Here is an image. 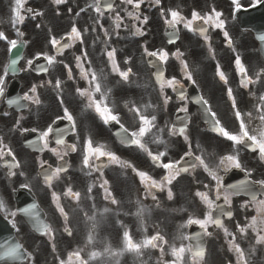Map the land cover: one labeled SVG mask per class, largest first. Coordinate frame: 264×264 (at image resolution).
<instances>
[{
    "label": "snow or ice",
    "instance_id": "6c2138e0",
    "mask_svg": "<svg viewBox=\"0 0 264 264\" xmlns=\"http://www.w3.org/2000/svg\"><path fill=\"white\" fill-rule=\"evenodd\" d=\"M57 5L64 3L65 0H53ZM123 3L127 5H132L134 9H139L143 0H122ZM261 0H254L255 3H260ZM26 0H14V7L12 8L13 26L23 23L25 17L22 15L23 11L31 13L33 10L24 8ZM155 5H160L161 0H153ZM232 4L237 10L241 8L240 0H232ZM254 6V5H253ZM93 8L96 13L100 16L104 15V12L101 8V0H95L94 4L89 5ZM105 7L109 11H114L111 3H106ZM83 11V9H81ZM170 13L171 19L167 20V23L170 27H176L177 24L183 23L184 27L189 31L193 30V23L195 21L202 20L205 24L210 25L215 29L223 30L225 28V22L221 18L222 13L212 9L211 14H206L201 16L196 11L192 12V19L186 20L183 15L177 10H168ZM164 12H161L163 15ZM36 15H41V13H36ZM128 15L134 19L139 20V16H135L133 12H129ZM117 23L115 28L119 29L121 27V17L119 14L115 15ZM144 22H147V17H144ZM201 33H205V29H200ZM105 35H108V31L105 30ZM136 34L143 35L139 29L136 30ZM24 33L19 29L16 30L17 39H9L3 31H0V40H5L8 42V51L11 52L12 49H15L18 45V38L23 37ZM225 39L228 41L229 46H231V39L227 31L223 32ZM208 39L207 35L204 37ZM69 39L79 41L83 43L82 32L75 25L71 27L69 33ZM259 41L264 44V34H261L258 37ZM172 41H170L171 43ZM51 44L53 47L59 45L63 47L64 45L55 38H52ZM57 52L59 48L57 47ZM144 52L147 56L157 57L160 61H166L169 57L167 51H148L145 47ZM177 57L182 56L183 54L177 50L174 53ZM106 56V59L103 57ZM101 66L99 68H93L92 61L89 59V53L83 51L81 55L75 57V68L79 70L78 76L79 80L86 82V86H78L75 88V92L78 96L85 102L84 108L91 110L99 117V119L104 124H110L115 122L120 125V132L116 135L120 137V142L125 145H135L137 148L143 150L147 153L150 159L157 164L161 169L165 170V174L159 179H153L147 172L137 170L133 165L128 161L121 160L114 152L106 150L104 144L94 143V140L91 136H83L82 134H77V122L73 114L69 111L67 107L63 109V115L58 116L56 119L67 120L72 125L71 131L73 135L77 137L80 142L79 151L82 156V170H87L85 175L92 176L94 173H99L97 179H101L104 175L102 171V166L98 165L96 161H99L101 158H107L109 164H118L124 169L131 168L132 171L139 177L140 183L144 187V191L147 194V197H151L153 201H157L158 197L157 192L164 193L166 191L167 199L173 200L174 193L170 185L180 177L182 174L194 173L195 170L199 167L202 168L204 172L207 173L209 177L215 184V198H209L208 194L203 191H196L195 196L199 197L202 202L207 207V212L203 214V218H193L191 214L188 215L186 223H180L177 225L176 232L177 235L174 238L172 243L169 242L165 236L157 230L154 234L148 235V229L145 227L146 214L148 213V208L141 203L138 199L136 201L137 211L133 213L137 219L139 228L138 231H142L143 236L141 239H134V234L130 231L129 227L123 224L122 221H117L120 224L123 231L120 237V243L118 246H113V243L107 237L100 236V230L107 220L108 216L114 212V209L107 206L102 209L97 206L96 197L93 195L94 188L97 187L96 183L89 184L82 193L80 191H74L71 186H68L63 195L65 197L71 198L76 201L77 208L74 211H79L84 218V222L88 226V231L86 234V241L82 247H78L77 250L70 251L67 253L66 259L60 258L59 255L56 256L58 264H120V258L126 253L132 254L134 260H139L140 264H147V261H144L142 257L145 254V250H156L160 252V257L157 259L156 264H203L205 258V246L201 245L199 242L200 234L197 233L195 237L189 236L184 233V229L190 225H199V227L204 231L205 235H211L208 231L210 226H215L216 228L223 229L224 235L231 237V242L229 245V251L235 254V264H249V260L245 256L244 249L240 246L239 243H236V235L233 232H230L228 228L222 222L221 217H228L231 219L233 217L232 211H225L224 208L220 207L215 203L216 200L221 199L223 196L225 204H231L232 197L244 195L249 199L246 200L242 207L247 211L251 208L254 214L247 219V223L244 225L237 224L236 229L242 237H247L249 232L253 234L254 244L255 245H264V192L260 195L257 194L256 186L259 185L261 189H264V179L261 180H251L244 179L239 183L230 185V191H226L221 184L220 172H228L233 168L241 169L242 165L239 159L238 154H226L219 157L218 165L216 168L210 167L209 163L201 155H194L192 150L193 145L192 141L188 135V125L184 124L182 127L177 128L173 125L171 128H168L169 136H180L183 137V141L187 146V150L184 152V156H187L193 159V163L190 167L181 166L179 160H168L163 162L162 158L167 156V151H161L157 154H153L147 146L143 143V138L149 134L153 133L155 129L156 133L163 135L165 129L159 128L157 126V115H149V110L155 111V105L150 102L144 103L142 106H138L135 101H125L124 107L128 109L136 118H138L137 130L129 132V129L124 127L120 122V115L114 111L113 107L109 106V97L112 93V88L110 86L109 77L110 74L118 75L120 80L124 83H128L133 73L131 67L122 68L120 63L117 62V50L115 48L108 49L105 45L104 50L101 52ZM45 59L49 64L56 63V58L53 56H45ZM17 61L12 60L9 67L15 69ZM32 61H28V64L31 65ZM62 63V62H61ZM124 65L129 64V60L125 59L123 61ZM88 65L87 67L85 65ZM67 69V79L73 80V69L68 67L67 64L64 65ZM110 69V71H106ZM235 69L240 76V86L244 89L249 90V95L254 99V104L251 109L246 111H241L238 107L237 99L233 94L232 88L227 89V98L231 102V109L234 120L238 122V131L232 132L225 125H223L220 119L217 118V113L212 110L209 102L204 99L203 96L199 97L196 100V103L202 104L204 106V111L211 117L212 120V131L216 133L218 137H222L225 141L231 142L234 146H246L251 148L253 152L258 153L259 159L264 161V91L257 89L253 91V86H258L264 81V69L259 70L255 75H249L248 69L245 67L244 63L239 56L235 58ZM47 71V69H44ZM182 71L186 79L191 80L192 83H195V80L192 77V74L188 71V65L183 64ZM7 73H5L6 75ZM216 74L219 76V79L225 84L228 83V78L225 73L220 69L219 65L216 68ZM156 79L159 83V92L163 95V104L167 105L171 99L167 94H165V88L176 89L179 86V81L176 77L166 79L163 72L156 73ZM47 86H52L55 90L62 89V81L57 78L53 82L49 80L46 82ZM4 78L0 76V96L4 95ZM45 84L33 85L30 87L29 92L24 93L22 96L17 97L16 99L8 100L9 105H17L20 107H26L27 105H21V101H27L32 104L39 105L41 100L39 98L38 88L45 87ZM31 93V95L29 94ZM180 99L183 101L187 99L183 92L180 93ZM61 103L63 101L61 100ZM181 112H188V107L183 106L179 108ZM255 112V115H254ZM7 115V113H5ZM17 125L20 123L19 120L16 121ZM53 131L51 125L48 126L47 130L44 131L41 135V140L43 141V147L48 148V137L49 134ZM67 130H60L59 135L55 138V144L62 146L63 151H60L56 148L49 149L54 155H56L60 160H63L70 152H77V144L72 143L68 144L64 139V132ZM160 136H157V139L154 142L166 144V141L160 139ZM199 147V146H197ZM5 156H15L12 153L11 148L3 143V140L0 139V158ZM183 159V157H181ZM41 168L44 167V162L41 163ZM9 169L18 168L19 163H12L8 165ZM50 168V166H49ZM243 170V169H242ZM68 171L67 167L63 165H58L55 169L45 171L43 173V182L49 188L52 187L54 180H59L62 173ZM23 175V173H20ZM10 175H15L14 172H10ZM252 173L247 172V176L251 177ZM28 185H22V187H27ZM99 189L102 190V199L109 202L111 205H114L119 209L121 201H119L113 192L110 190L109 181L107 179H102L98 185ZM204 188H208V184L203 185ZM52 203L55 205V211L62 218L64 225H68L70 222V217L68 212L61 204V197L57 195L55 191L51 193ZM83 201H91L86 208L82 205ZM38 205L33 204L30 207L20 209L19 211L24 214V216L30 218L35 224V229L40 234L47 236L51 241V250L53 253H56L57 246L54 242L53 230L49 223L41 221L39 213L37 211ZM179 211L186 212V208H182ZM214 211H218L219 215L214 216ZM0 214H4L6 217H15L17 211L10 210L6 202L0 198ZM119 215V211L116 212ZM129 213L124 212V215ZM13 228H16L17 225L13 222ZM158 228L159 226L156 225ZM17 231L19 229L17 228ZM63 231L67 233L69 237L73 235V230L70 227H64ZM196 240L195 246L191 244H185L183 241L187 240ZM176 241H180L179 244ZM166 247L168 252L166 253ZM88 249V251H85ZM255 251V246L250 248V252ZM168 254L171 256V259H164L165 255ZM13 260L18 261L20 264H35V256L33 253L29 252L22 243H5L0 244V260Z\"/></svg>",
    "mask_w": 264,
    "mask_h": 264
},
{
    "label": "flooded vegetation",
    "instance_id": "af4514ba",
    "mask_svg": "<svg viewBox=\"0 0 264 264\" xmlns=\"http://www.w3.org/2000/svg\"><path fill=\"white\" fill-rule=\"evenodd\" d=\"M94 2L95 0H65L64 3L57 5L53 0H26L24 8H30L33 11L31 13L23 11L22 15L26 19L23 23L13 26L11 21L13 18L12 8L14 7V0H0V31H3L9 39H17L16 30L19 29L24 35L18 38V41H23L24 43L30 42L35 48V53L30 55L31 59L40 52L45 53L47 56L55 57L57 61L54 64H49L47 61V71L44 75H38L30 69L28 61H31V59L23 61L20 64L17 76L5 75L6 62H4V57L5 55L7 57L9 45L7 41L0 40V76H3L5 81V92L3 96H0V139L9 148L15 149V153L24 169L29 167L28 163L35 162L36 154L31 153L24 147L23 133L30 130L38 131L41 137L48 126L53 124L54 119L50 117L48 110L45 112L38 111L36 108L30 106L32 103L27 101V106L24 110L15 111L7 108L5 105V95L9 84L13 80H16L17 92L21 95L29 92L31 86L44 82L46 93L52 94L56 100H62L63 106L67 107L73 114L77 122V134L91 136L94 143L104 144L106 150L114 152L121 160L132 161L135 157L134 147L119 142L117 136L112 132L111 123L104 124L94 112L85 109V102L75 92L76 87L86 86V82L79 80V70L75 68V57L81 55L83 51H87L89 59L92 61L91 66L99 68L102 59L101 52L104 50L105 45H107L108 49L115 48L117 50V62L120 63L122 68L131 67L133 69L134 75L131 76L128 83L121 81L119 76L115 74H110L109 77L112 88L109 106L113 107L114 111L120 115V122L124 127L128 128L129 132H132L135 125L138 126V118L124 107V102L135 101L138 106L147 103L150 82H154L150 65L151 63H157V61H151L149 56L145 54L144 49L145 47L148 51L157 49L158 45L161 44L162 38L166 43L168 42L169 36L166 34V28L170 26L167 20L171 19L168 10H177L186 20H191L193 11L204 16L211 14L214 8L216 11L222 13L221 18L224 20L223 12L228 13L230 9V6L225 2L216 0H213L214 4L212 6L209 5V0H161L160 5H155L153 0H143L139 9H134L132 5H127L122 0H112L114 11L103 10L104 15L100 16L93 8L89 7ZM162 11L164 12L163 15H161ZM129 12H133L140 19L137 20L130 17L128 15ZM36 13H41V15H36ZM116 14H119L121 17V27L119 29L115 28V24L117 23L115 19ZM144 17H147L146 23L144 22ZM182 24H177L174 27L177 33L176 40L181 37ZM73 25L81 30L84 42L80 43L79 41L69 39L68 45L56 53L58 45L56 47L52 46V38L61 41L63 37H69ZM137 29L143 32V35L136 34ZM105 30L108 31V35L104 34ZM227 32L231 39V46L227 44V47L234 55L239 56L242 62L249 63L257 58L256 44L251 41L245 31L237 28L230 29L228 27ZM103 59H106V56ZM125 59L129 60L128 65H124L123 61ZM160 63L164 66L165 61H160ZM65 64L73 69V80L67 79ZM85 66L87 67L88 65L86 64ZM106 71H110V69H106ZM57 78L62 81L61 90H55L52 86H47V81L52 80L54 82ZM29 94L31 95V93ZM148 114L150 115L149 112ZM156 115L158 122L160 117L158 114ZM17 120L20 121L18 125L16 123ZM47 139L48 148H45L43 152V161L50 164L51 169H55L58 165H66L68 171L62 173L59 180H54L51 188L47 186L44 192L36 193L43 205L52 211L55 210V205L52 203L51 198V193L55 191L61 197L62 206L70 212L69 226L72 228L83 226L88 229L81 213L74 211L77 208L76 201L65 197L63 193L68 186H71L74 191H80L83 196L87 186L95 182L97 187L94 188L93 195L96 197L97 206L101 209L105 206L114 209V212L108 216L102 227H114V234L117 237L121 232L120 228H122L117 223L118 220L127 226H132L134 223L132 215L134 195L136 194V199L142 202L149 200V197L141 198L140 190H144V187L132 169H124L118 164H109L107 158H101L96 163L102 166L104 175L98 180L99 173L87 176L85 175L87 170H82V156L79 151L80 142L73 133L70 140L65 141L68 144L76 143L78 151L70 152L63 160H60L49 150L56 148L63 151L62 146L55 144L53 132L49 134ZM141 162L138 161L139 164ZM142 169L156 180H159L165 174V170L153 163L150 169L145 165ZM102 179L109 181L110 190L122 202L119 209L102 199V190L98 187ZM2 189H5V177L3 176V172L0 171V191ZM160 194V192H157L158 205ZM90 203L91 201L82 200V205L86 210ZM146 207L148 208V206ZM117 211H119V215L116 214ZM124 212L129 214L124 215ZM75 213L78 214L75 215ZM247 213H249V210L246 211ZM253 214L254 212H252ZM145 222L147 224L152 222L158 226L162 222V213L159 206H157V202L152 212L149 210L146 214ZM222 222L230 232L236 235L235 242L239 243L244 249L245 256L249 258V264H261L258 262L259 256L257 252H250L252 246H255V248L260 246L254 244L253 234L249 232L247 237H242L236 229L237 224L244 225L248 222L247 219H238V214L236 213L234 219H222ZM214 232L221 239L219 243L222 244L224 253L231 260H235V254L229 251L231 237L225 236L223 229L216 228ZM67 237L74 239L75 230L73 229L71 237L68 235ZM81 240L83 242L86 241L83 238ZM218 250L219 246L216 248V251Z\"/></svg>",
    "mask_w": 264,
    "mask_h": 264
},
{
    "label": "rangeland",
    "instance_id": "374dc122",
    "mask_svg": "<svg viewBox=\"0 0 264 264\" xmlns=\"http://www.w3.org/2000/svg\"><path fill=\"white\" fill-rule=\"evenodd\" d=\"M168 215V213H166V216ZM172 232L175 231V235H177V232H176V228H172L171 229ZM175 238V236L173 237V239ZM168 239V238H167ZM178 244L180 243V241H176ZM168 252V249L166 247V253ZM168 258H171L170 255L166 254V260H168ZM42 264H55V262L53 261V257H52V254L49 250V252L46 254Z\"/></svg>",
    "mask_w": 264,
    "mask_h": 264
}]
</instances>
